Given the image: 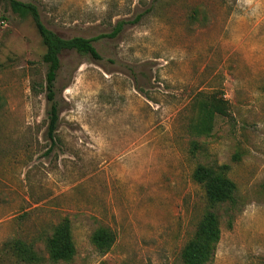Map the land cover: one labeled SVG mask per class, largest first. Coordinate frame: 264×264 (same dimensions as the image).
I'll list each match as a JSON object with an SVG mask.
<instances>
[{"label": "rangeland", "instance_id": "1", "mask_svg": "<svg viewBox=\"0 0 264 264\" xmlns=\"http://www.w3.org/2000/svg\"><path fill=\"white\" fill-rule=\"evenodd\" d=\"M19 1L64 38L125 23L93 43L100 60L61 56L51 142L45 47L0 3V264H29L17 243L43 258L31 264H184L207 209L200 164L228 166L236 185L208 264H264V0ZM213 98L227 115L199 135ZM65 219L76 254L53 262L45 243ZM100 228L115 236L105 254Z\"/></svg>", "mask_w": 264, "mask_h": 264}, {"label": "trees", "instance_id": "2", "mask_svg": "<svg viewBox=\"0 0 264 264\" xmlns=\"http://www.w3.org/2000/svg\"><path fill=\"white\" fill-rule=\"evenodd\" d=\"M0 3L6 4L20 18L31 19L45 47L42 60L47 67L45 77L46 98L49 106L47 136L51 142H55L60 120L55 83L61 69V56L66 52L74 51L94 60H100L101 56L93 43L105 37H116L125 22H119L113 32L107 35H99L91 39L81 36L64 38L46 27L35 4L19 0H0ZM209 101L205 117H202L194 126L195 132L199 135L211 131L212 120L216 113L227 115V106L222 100L213 98ZM194 145L196 147V143ZM227 171L228 166L216 168L200 164L193 172L194 182L204 191L207 209L197 223L193 237L182 249L181 256L184 264H208L214 256L221 238L220 217L217 209L225 204L233 203L235 200L236 185L226 177ZM114 240L113 232L107 228H100L92 237L93 244L101 254L111 250ZM45 247L53 262H68L73 259L76 254V244L68 219L54 227L52 234L46 240ZM16 251L20 260L26 263L43 261L33 244L17 243Z\"/></svg>", "mask_w": 264, "mask_h": 264}]
</instances>
